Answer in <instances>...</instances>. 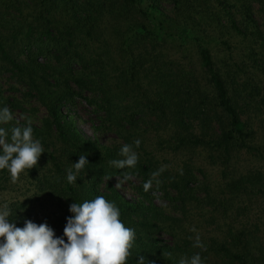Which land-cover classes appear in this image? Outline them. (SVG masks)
<instances>
[{
	"label": "trees",
	"instance_id": "1",
	"mask_svg": "<svg viewBox=\"0 0 264 264\" xmlns=\"http://www.w3.org/2000/svg\"><path fill=\"white\" fill-rule=\"evenodd\" d=\"M4 77L0 107L26 116L2 126L30 121L45 150L15 183L0 171L17 226L62 235L71 203L103 195L135 229L127 264H264V0H0ZM123 144L135 168L109 164ZM81 154L89 165L69 184ZM124 176L131 199L115 186Z\"/></svg>",
	"mask_w": 264,
	"mask_h": 264
},
{
	"label": "clouds",
	"instance_id": "2",
	"mask_svg": "<svg viewBox=\"0 0 264 264\" xmlns=\"http://www.w3.org/2000/svg\"><path fill=\"white\" fill-rule=\"evenodd\" d=\"M12 119L11 110L0 107V171L6 170L15 183L25 170L37 165L45 150L41 141L34 138L30 121L10 129L2 126ZM133 143L139 147L141 141L136 139ZM119 156L122 158L109 161L115 169L135 168L138 164V153L130 144L121 146ZM87 165L86 154L79 155L66 172L67 182L76 183ZM128 179L123 177L124 181ZM151 183H145V190ZM69 211L72 215L65 218L62 235H56L46 221L37 224L25 219L23 227L17 226L10 220L9 206L0 207V264H127L136 232L120 219L115 202L99 195L71 203ZM194 246L203 247L199 237ZM136 264H147L146 258L139 255ZM178 264H204V260L200 253H195L181 257Z\"/></svg>",
	"mask_w": 264,
	"mask_h": 264
},
{
	"label": "rangeland",
	"instance_id": "3",
	"mask_svg": "<svg viewBox=\"0 0 264 264\" xmlns=\"http://www.w3.org/2000/svg\"><path fill=\"white\" fill-rule=\"evenodd\" d=\"M5 77L0 79V82L4 86V88L7 89V83H6L7 78ZM43 114H44V111L40 109L38 117L40 118ZM12 115L16 120L21 121L26 116V113L23 112L21 109H17L13 111ZM74 116L77 120V124L79 128L82 129L84 132L88 133L89 135L94 136L92 125L94 124L93 121L95 120V118L90 112L89 107L85 103H79L76 105V114ZM36 121H37V117H36ZM96 137H98L100 141H102L103 143L111 142L114 140V138H116L115 135H112L111 133L110 134L109 133H104V134L98 133ZM115 179H116L115 186L121 192V194L126 196L129 199L133 198L134 192L133 190L129 188L128 183L126 181H120L118 180V178H115ZM156 201L159 202V199H157Z\"/></svg>",
	"mask_w": 264,
	"mask_h": 264
}]
</instances>
